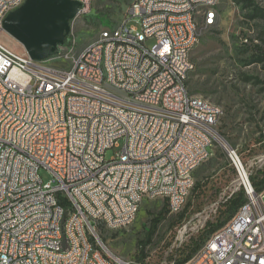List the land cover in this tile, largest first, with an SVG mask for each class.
I'll return each instance as SVG.
<instances>
[{
    "label": "built area",
    "instance_id": "built-area-1",
    "mask_svg": "<svg viewBox=\"0 0 264 264\" xmlns=\"http://www.w3.org/2000/svg\"><path fill=\"white\" fill-rule=\"evenodd\" d=\"M20 1L0 0V32ZM219 3L134 0L127 20L101 31L105 40L96 38L89 53L74 55L62 43L44 60L26 51L19 63L18 50L0 40V264H128L88 242L87 228L99 234L97 217L130 226L140 191L167 200L170 213L183 210L223 114L188 85L191 51L217 24ZM65 58L72 66L60 65ZM103 82L122 85L130 101L107 93ZM227 151L237 185L225 199L242 190L244 202L184 264H264V188L251 179L258 169ZM255 163L264 165V155ZM55 197L67 199V208L54 206Z\"/></svg>",
    "mask_w": 264,
    "mask_h": 264
},
{
    "label": "rangeland",
    "instance_id": "rangeland-1",
    "mask_svg": "<svg viewBox=\"0 0 264 264\" xmlns=\"http://www.w3.org/2000/svg\"><path fill=\"white\" fill-rule=\"evenodd\" d=\"M133 1L88 0L71 21L63 50L72 47L74 55L80 53L99 38L101 31L121 24ZM256 6L263 12L253 18ZM218 13L217 24L203 31L191 51L195 67L188 80L193 94L223 109L215 126L212 155L194 172L195 182L183 210L167 212L159 223L145 247V253L151 256L145 263L168 264L173 260L174 264L188 254L194 241L211 234L206 227L208 221L216 225L227 218L225 198L237 185L227 147L236 149L246 166L254 165L255 170L264 167L255 163L264 155V0H220ZM128 24L141 27L136 19H130ZM0 40L19 53L25 52L23 44L5 30L0 32ZM154 44V39L147 40L148 46ZM258 58L263 59L255 61ZM60 65L72 66V58ZM122 146L123 141L120 147L109 148L106 158L110 159ZM40 174L45 181L52 178L46 169L42 168ZM165 204L163 198L144 200L136 220L126 228L112 230L97 224L100 241L115 255L139 262V241L145 238L151 220ZM188 221L183 241L176 240ZM204 222L206 229L201 227Z\"/></svg>",
    "mask_w": 264,
    "mask_h": 264
},
{
    "label": "water",
    "instance_id": "water-1",
    "mask_svg": "<svg viewBox=\"0 0 264 264\" xmlns=\"http://www.w3.org/2000/svg\"><path fill=\"white\" fill-rule=\"evenodd\" d=\"M80 0H25L3 20V28L36 60L50 57L64 43Z\"/></svg>",
    "mask_w": 264,
    "mask_h": 264
},
{
    "label": "bare ground",
    "instance_id": "bare-ground-1",
    "mask_svg": "<svg viewBox=\"0 0 264 264\" xmlns=\"http://www.w3.org/2000/svg\"><path fill=\"white\" fill-rule=\"evenodd\" d=\"M25 0L18 2V7L23 4ZM8 15V14H7ZM6 15V16H7ZM5 17L3 18V20ZM127 20L124 19L123 21ZM98 40H105V33H101ZM91 45H93V42L88 44L81 52L82 53H89L91 49ZM80 52V53H81ZM68 58H65V60ZM18 61L19 63H26V50L24 53L18 52ZM195 65H190V72L194 70ZM100 76L103 77V79H110V71L109 67L107 66H100ZM190 78V77H189ZM103 89L107 93L112 94L113 96H122V101H130V94L129 92H125V89H123L122 85L120 84H114L113 82H103ZM232 155H239L236 149L232 148ZM154 191H162V183L161 181H154ZM64 197H55L54 198V206H58L60 208H67V206L64 204ZM148 199V192L147 191H140L139 194H137V201L138 206L134 207V214H138L141 208V205L144 200ZM155 199V198H151ZM67 200V199H66ZM137 216H132L130 220V225L134 223ZM97 224H102L104 227L112 230H118L120 229V225L115 222H106L104 220V217H97L96 219V227ZM222 227L217 230L221 231ZM87 239L88 242H90V245L93 246V248L96 249V252H104V244L102 241H100V235L94 231V228H87ZM187 261H191V258H189ZM128 264H135L133 262H128ZM175 264V263H174ZM184 264V263H183Z\"/></svg>",
    "mask_w": 264,
    "mask_h": 264
},
{
    "label": "trees",
    "instance_id": "trees-1",
    "mask_svg": "<svg viewBox=\"0 0 264 264\" xmlns=\"http://www.w3.org/2000/svg\"><path fill=\"white\" fill-rule=\"evenodd\" d=\"M263 10L260 9L258 6L255 8V12L251 15L253 18L257 17L258 15L262 14ZM68 35L64 39V43L67 41ZM263 58H258L255 61H261ZM192 93V92H191ZM252 181L255 185V188L257 191H261L264 188V167L259 168L253 175H252ZM196 188V186H195ZM64 204L68 206V201L66 199H63ZM244 202V194L243 191L240 190L239 192L234 193L230 198H228L224 203H228L227 211L228 216L227 218L222 221L220 224L214 225L212 222L208 221L206 224V227L210 230V233L217 230L219 227L224 225L231 217L235 214L237 209L240 207V205ZM167 212H170L168 202L166 200V204L164 208L159 212V214L151 220V226L147 230L145 234V238L139 241L141 250L138 256L139 262L141 264H145L146 257L148 254L145 253V247L147 244H149L152 241L153 235L155 234L157 227L159 223L162 221L164 216L167 214ZM181 217L184 216V212L180 214ZM100 227H104V225L99 224ZM205 227V229H206ZM209 236V235H208ZM207 236V237H208ZM206 238L202 237L200 240L194 241V246L189 250L188 254L186 256H183L179 259H176L175 264H183L185 261H187L205 242Z\"/></svg>",
    "mask_w": 264,
    "mask_h": 264
}]
</instances>
